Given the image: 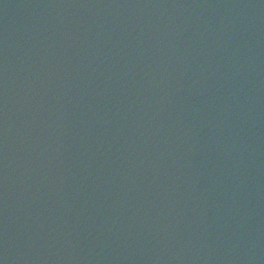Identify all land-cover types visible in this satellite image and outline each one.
Returning a JSON list of instances; mask_svg holds the SVG:
<instances>
[{"label": "water", "instance_id": "95a60500", "mask_svg": "<svg viewBox=\"0 0 264 264\" xmlns=\"http://www.w3.org/2000/svg\"><path fill=\"white\" fill-rule=\"evenodd\" d=\"M74 264H264V0H90Z\"/></svg>", "mask_w": 264, "mask_h": 264}]
</instances>
